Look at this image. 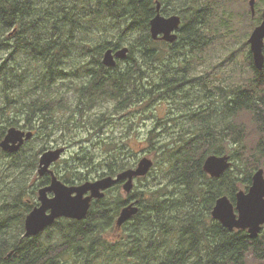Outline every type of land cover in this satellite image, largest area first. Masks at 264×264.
Here are the masks:
<instances>
[{
	"label": "trees",
	"instance_id": "trees-1",
	"mask_svg": "<svg viewBox=\"0 0 264 264\" xmlns=\"http://www.w3.org/2000/svg\"><path fill=\"white\" fill-rule=\"evenodd\" d=\"M98 1L101 4L96 9L94 6L93 9L88 6L80 9L70 0H59L57 14L56 0H48L47 11L40 8V0H0V53L6 54L0 63V81L3 79L6 94L0 115L15 108L19 99L27 106V119L23 125L16 118L5 125L0 123V142L11 126L35 132L37 115L52 121L55 117L60 119L49 132L41 130L47 136L54 135L59 129L71 130L79 124L92 126L94 130L101 129L127 108L142 105L154 96L158 98V93L166 87L164 85L173 86L168 89L172 88L174 92L175 88L189 81L186 74L172 67L171 59L165 62L158 53L160 50L154 44L158 41L152 39L150 21L157 12L158 2L163 14H180L182 25L185 24L179 30V40L168 45L174 53L187 47L192 53L197 52L209 42H201V39L210 11L193 6L191 18H188L187 7L167 4H194L200 0ZM224 3V0H215L218 7ZM259 5L264 6V0H259ZM100 6L106 13L97 17ZM261 18L260 10L254 22L258 24ZM83 21L92 24L95 34L100 30V22L106 21L108 27L118 30V36L115 40L97 43L93 49H86V52L95 54L92 65L87 66L83 75L77 76L66 70L65 63L73 45L70 43L79 38L81 28L87 27ZM123 46L130 48L126 65L123 68L121 63L115 67L105 66L103 52ZM154 63H158L161 73L160 79L153 81L149 68ZM250 64L256 76L264 74V69L258 70L254 66L251 52ZM74 76L81 77V85L74 93H69L65 89L66 79ZM57 81L61 83L57 85ZM224 98L226 100L220 110L198 106L197 110L201 111L191 112L190 123L183 125L172 141L162 142L157 136L149 137V150L156 153L159 174L152 175L146 189L129 195L131 200L138 199L139 212L120 228H129L128 238L122 243L107 239L104 232L111 227L119 230L116 225L119 210L130 200L117 199L113 208L106 200V194L92 202L86 218L61 217L48 226L44 231H54L56 241H52L53 237L44 240V231L35 236H24V216L20 214L0 217V264H102L101 257L116 253L129 261L135 260V264H247L248 256L262 264L264 241L260 238L264 233L251 237L245 230H230L211 214L220 196L227 195L235 203L240 188H248L252 184V172L246 171L244 166L254 163L253 153L248 158L240 157L238 169L231 167L219 178L208 175L203 165L209 154H224L226 144L243 135V125L235 122V118L243 113L251 115L261 139L264 138V77L253 79L243 88L229 90ZM102 105L107 106V110L92 117L91 111ZM169 131L163 128L160 135ZM110 140L102 142L107 149L99 161L101 167L95 162L93 153L78 155L81 166H93L89 173L77 171L82 167L76 165L71 175L55 172L57 177L67 184H79L92 177L116 175L134 167V162H127L122 155L123 144L114 138ZM47 147L45 143L39 154ZM257 147L262 150V142L259 141ZM38 155L32 153L27 166L34 169ZM50 182L51 177L45 175L38 189ZM21 195L22 192L17 199ZM36 205L37 202L28 201L26 213Z\"/></svg>",
	"mask_w": 264,
	"mask_h": 264
},
{
	"label": "rangeland",
	"instance_id": "rangeland-1",
	"mask_svg": "<svg viewBox=\"0 0 264 264\" xmlns=\"http://www.w3.org/2000/svg\"><path fill=\"white\" fill-rule=\"evenodd\" d=\"M70 1L73 4L76 3L80 9L86 6L89 9H93L92 6H94V9H96L101 4V1L98 0ZM224 1L225 3L221 5L222 7L216 6L215 0H200L194 4H186L185 2L183 4L179 2L167 4V6L172 4L171 7L176 6L177 8H181L182 5L183 7H187L186 14L188 18H191L193 6L196 8H207L211 13L207 22L203 25L205 28L203 38L201 39V42H209L201 50L192 53L191 48L187 47L180 49L179 53H174L168 45L173 43L166 41L154 43L157 49L160 50L158 53L164 58L165 62L171 59L172 67L178 68L181 74H186L189 78L186 84L178 86L174 92L172 88L168 89V87L173 86L170 84L164 85L166 87L158 93V98L154 96L152 100H148L142 105L138 104L127 108L122 113L116 114L101 129L97 130L92 129V126L79 124L78 127H72L73 129L71 130L60 131L59 129L54 135L47 136L41 130L49 132L50 128L56 127L60 119L59 117H55L52 121L37 115L35 123L38 128L35 131V135L24 144L22 149L14 154H10L4 152L0 147V217L9 218L16 214L24 216L22 227L23 235L25 234V216L27 214L28 201H39L38 186L41 185L44 176H40L38 173V163L41 153L45 151L39 154V150L45 143L48 145V149H55L61 146L66 147L60 160L52 166L55 172H60L64 175H71L74 166H81L77 160L78 155L83 156L84 154L93 153L95 155V162L101 167L99 161L106 154L107 149V146L102 142L111 141V138L123 144L122 155L127 158V162H134V166L137 165L142 157L149 156L153 159L154 166L146 176L134 179L135 186L131 192L124 191L122 183H118L112 186L106 193V200L111 202V207L115 206L117 199L121 201L131 199L129 195L132 192L146 189L148 181L153 179L152 175L159 174L160 166L157 163L156 153L149 150L148 140L151 135L157 136L162 142L172 141L178 136L181 127L190 123V114L194 110H197L198 106L201 109L212 106L220 110L223 102L226 100L224 97L229 94V90L232 91L238 87L243 88L245 85L251 84L253 79H263L264 74L256 76L251 68V49L248 37L257 25L254 20L257 19L260 10L262 16L264 6H260L259 0H257V15L252 16L249 4L250 0ZM55 5L58 14L59 0H56ZM40 8L43 11H47L48 0H40ZM98 10L97 17L104 16L106 13V10L102 6ZM171 14L177 13L171 12L168 16ZM47 19L50 25V16ZM186 22L189 23L187 19ZM83 23L87 27L81 28L78 31L79 38L70 43L73 45L65 63L66 70L73 72L77 76L83 75L87 66L91 67L92 65L95 54L86 52V49H93V47L98 45L97 43L103 40H115L118 36V30L108 27L109 25L106 21L100 22V30L96 34L92 32L93 27H91L92 24L90 22L83 21ZM126 40L128 42V39ZM125 45L128 44L126 43ZM5 56L6 54L0 53V63ZM27 57L26 55L25 58ZM125 60H119L122 68L126 65ZM157 65L158 63H154L149 68L153 81L160 79L161 68ZM66 81L68 83L65 85V89L69 93H74L76 88L81 85V77L74 76L73 79H66ZM56 83L59 85L61 82L57 81ZM67 85L71 87L67 88ZM4 87L2 79L0 81V106L6 103ZM222 89L225 91H222ZM11 95L9 93V96ZM206 95L209 96L206 97ZM159 99H162V102H159ZM20 100L15 108L8 109L5 114L0 115V123L2 122L4 125L8 124V121L12 118L19 120L20 125L26 123L24 120L27 119V114L25 113L27 106L21 104ZM201 109L197 111H201ZM105 110H107V106H97L91 111V115L92 117L99 116ZM44 119L46 122L43 121ZM235 122L241 123L245 132L237 139H232V143H228L225 146L224 154L231 156L232 169H238L240 157L245 156L248 158L251 153H253L251 158L255 159L254 163L251 165L247 163L244 169L253 173L256 168H264V138L261 139L262 136L258 131V127L251 121V115L243 113L235 118ZM163 128L170 129V131L160 135ZM152 130L154 131L153 134H151ZM259 141L262 142V150L257 147ZM32 153L39 154L37 166L34 169L27 166L28 160L32 158ZM81 167L77 171L89 173V170L93 168V166L85 164ZM92 176L90 175V177ZM95 179H98V177H92L88 180ZM20 192H22V195L20 199H17ZM14 228L15 223L12 225V229ZM128 231L129 228L127 227L119 230L111 227L104 232V236L107 239L122 243L124 239L128 238ZM51 237H53L52 241L57 240L54 231L48 229L43 232L42 238L44 240H48ZM260 240L264 241V234ZM101 261L102 264H107V262H109L108 264H135V260L129 261V259L122 257L118 253L103 256L101 257ZM247 264H259V262H255L253 257L249 258L248 256Z\"/></svg>",
	"mask_w": 264,
	"mask_h": 264
},
{
	"label": "water",
	"instance_id": "water-1",
	"mask_svg": "<svg viewBox=\"0 0 264 264\" xmlns=\"http://www.w3.org/2000/svg\"><path fill=\"white\" fill-rule=\"evenodd\" d=\"M256 0L249 4L253 16L256 13ZM157 12L150 21V31L154 39L175 42L178 39L182 19L178 14L166 16L161 12V3H157ZM248 42L253 53L257 69L264 68V10L263 19L251 32ZM129 47L117 50L108 48L103 55V64L108 67L117 65L118 59H126ZM32 131H25L16 126L8 128L0 147L8 153L17 152L24 143L33 137ZM65 147H57L44 151L39 158L38 173L40 176L51 175L49 185L38 191L39 206L33 208L25 219V236H33L42 232L46 227L61 217L82 220L89 212L91 202L102 198L105 191L120 181L126 192L132 191L134 178L146 176L153 167L154 161L149 156L142 157L133 168L125 169L116 176H104L95 180H87L80 184H67L57 177L52 166L59 161L65 152ZM232 161L228 154L208 155L204 161V171L212 177L219 178L230 166ZM53 193V195H49ZM139 212L138 200L128 203L120 210L116 225L120 229ZM213 218L219 220L230 230L248 229L251 237H256L264 225V169L259 168L253 175V183L248 190L241 189L237 193L236 205L227 195L220 196L212 210ZM264 264V263H263Z\"/></svg>",
	"mask_w": 264,
	"mask_h": 264
},
{
	"label": "flooded vegetation",
	"instance_id": "flooded-vegetation-1",
	"mask_svg": "<svg viewBox=\"0 0 264 264\" xmlns=\"http://www.w3.org/2000/svg\"><path fill=\"white\" fill-rule=\"evenodd\" d=\"M263 10H264V8H263ZM155 41H163V40H160V39H158V40H155ZM249 45H250V43H249ZM250 49H251V46H250ZM264 51V50H263ZM251 53H252V51H251ZM252 55H253V53H252ZM253 61H254V59H253ZM22 130H25V129H23V128H21ZM25 131H27V130H25ZM32 132L34 133L33 134V137H34V135H35V132L32 130ZM32 137V138H33ZM27 142V141H26ZM24 146V145H23ZM23 146L20 148V149H22L23 148ZM19 149V150H20ZM16 153V152H15ZM39 165V164H38ZM262 168V167H261ZM259 169V168H258ZM257 168L254 170L255 172L258 170ZM264 169V168H263ZM255 172H253L252 173V183H253V175H254V173ZM120 183H122V182H120ZM252 185V184H251ZM250 185V186H251ZM249 186V187H250ZM249 187L248 188H242V189H245V190H248L249 189ZM241 189V188H240ZM238 193V192H237ZM49 195L51 196V195H53V193H49ZM130 201L129 202H131V201H133V200H131V199H129ZM37 203H38V205H36V206H39V201H37ZM236 203H237V198H236V202L235 203H233L234 205H236ZM35 208V207H34ZM234 230H245L248 234H249V236H250V232H249V230L248 229H237V228H235ZM262 233H264V225L262 226V228H261V231H260V233L258 234V236H260ZM258 236H256V237H258Z\"/></svg>",
	"mask_w": 264,
	"mask_h": 264
},
{
	"label": "bare ground",
	"instance_id": "bare-ground-1",
	"mask_svg": "<svg viewBox=\"0 0 264 264\" xmlns=\"http://www.w3.org/2000/svg\"><path fill=\"white\" fill-rule=\"evenodd\" d=\"M75 132V131H74ZM78 136V135H77ZM79 148V147H78ZM68 150V149H67ZM21 153V152H20ZM73 172V171H72ZM246 177V176H245ZM241 183H243V182H241ZM162 195V194H161Z\"/></svg>",
	"mask_w": 264,
	"mask_h": 264
}]
</instances>
